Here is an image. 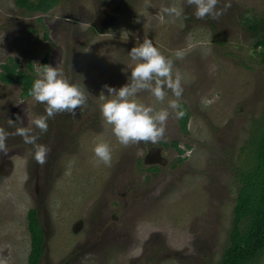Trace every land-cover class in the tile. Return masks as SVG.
Instances as JSON below:
<instances>
[{
	"label": "rangeland",
	"instance_id": "rangeland-1",
	"mask_svg": "<svg viewBox=\"0 0 264 264\" xmlns=\"http://www.w3.org/2000/svg\"><path fill=\"white\" fill-rule=\"evenodd\" d=\"M99 1L124 10L92 31ZM262 29L264 0H0V64L39 73L29 97L0 82V264H28L31 208L39 264H219L264 124Z\"/></svg>",
	"mask_w": 264,
	"mask_h": 264
},
{
	"label": "trees",
	"instance_id": "trees-1",
	"mask_svg": "<svg viewBox=\"0 0 264 264\" xmlns=\"http://www.w3.org/2000/svg\"><path fill=\"white\" fill-rule=\"evenodd\" d=\"M14 5L22 14L46 13L61 0H13ZM41 21V18H37ZM253 25L252 29L255 30ZM32 29H30L31 31ZM47 38V35L44 36ZM261 45L264 50V29L260 33L255 45ZM48 51L41 58V71L48 66ZM263 54V51H262ZM17 58L8 57L0 64V82L5 85L17 83L21 86L20 97H29L37 92L39 79L33 63L28 61L25 68H21ZM177 115L179 128L186 132L190 113L184 102H178ZM257 138V137H256ZM256 143L255 161L245 170H235L237 195L232 210L229 245L225 249L219 264H250L264 251V124L260 130ZM165 145L164 141H160ZM171 146L181 155L184 149L178 146V141H171ZM189 148V144H185ZM181 156L178 160H181ZM148 171L159 170L157 165L147 168ZM28 231L30 233V249L27 255L28 264H39L44 253L45 230L38 219L37 210H28Z\"/></svg>",
	"mask_w": 264,
	"mask_h": 264
},
{
	"label": "flooded vegetation",
	"instance_id": "flooded-vegetation-1",
	"mask_svg": "<svg viewBox=\"0 0 264 264\" xmlns=\"http://www.w3.org/2000/svg\"><path fill=\"white\" fill-rule=\"evenodd\" d=\"M123 8L124 7H122L117 1L115 2L108 1L104 4L101 1H99V6L95 8L94 18L91 21V23L88 25V28L91 29L92 31H97L100 28L107 27L108 25H110L111 22L112 23L115 22L114 18L117 17L119 14H121V12L124 10ZM66 16L69 17V15ZM66 21H70V20H68L67 18ZM216 39L217 38H213V40ZM157 154L158 153L156 149H152V151L150 152V155H157Z\"/></svg>",
	"mask_w": 264,
	"mask_h": 264
},
{
	"label": "water",
	"instance_id": "water-1",
	"mask_svg": "<svg viewBox=\"0 0 264 264\" xmlns=\"http://www.w3.org/2000/svg\"><path fill=\"white\" fill-rule=\"evenodd\" d=\"M156 151H157V153L159 154V151L156 149ZM150 156V154H148L147 156H146V158H145V161L147 162V157H149Z\"/></svg>",
	"mask_w": 264,
	"mask_h": 264
}]
</instances>
